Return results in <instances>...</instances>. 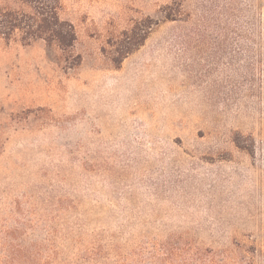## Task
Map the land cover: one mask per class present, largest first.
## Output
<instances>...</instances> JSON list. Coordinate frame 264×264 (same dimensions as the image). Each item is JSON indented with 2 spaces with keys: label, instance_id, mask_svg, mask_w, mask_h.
I'll return each instance as SVG.
<instances>
[{
  "label": "rangeland",
  "instance_id": "rangeland-1",
  "mask_svg": "<svg viewBox=\"0 0 264 264\" xmlns=\"http://www.w3.org/2000/svg\"><path fill=\"white\" fill-rule=\"evenodd\" d=\"M60 2L0 39V264H264V0Z\"/></svg>",
  "mask_w": 264,
  "mask_h": 264
},
{
  "label": "trees",
  "instance_id": "trees-1",
  "mask_svg": "<svg viewBox=\"0 0 264 264\" xmlns=\"http://www.w3.org/2000/svg\"><path fill=\"white\" fill-rule=\"evenodd\" d=\"M20 1L28 7V11L0 6V39L6 42L19 41L22 45L44 40L49 45L56 44L64 51L73 46L76 34L73 25L59 16L60 0ZM143 38L140 36L124 54L140 45Z\"/></svg>",
  "mask_w": 264,
  "mask_h": 264
}]
</instances>
